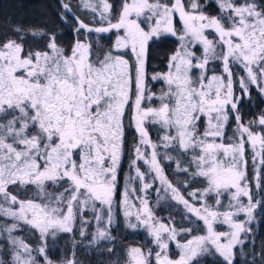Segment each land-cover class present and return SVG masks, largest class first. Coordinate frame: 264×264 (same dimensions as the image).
Returning <instances> with one entry per match:
<instances>
[{
	"label": "snow or ice",
	"instance_id": "1",
	"mask_svg": "<svg viewBox=\"0 0 264 264\" xmlns=\"http://www.w3.org/2000/svg\"><path fill=\"white\" fill-rule=\"evenodd\" d=\"M77 2L94 23L59 0L71 43L46 24L0 34V264H58L48 242L61 234L74 245L114 240L118 206L155 246H130L123 264H236L264 210L252 194L253 181L264 191V114L245 123L240 111L253 86L264 95V0ZM169 37L165 68L151 67L152 44ZM129 129L135 176L121 192ZM149 190L201 222L199 234L158 218Z\"/></svg>",
	"mask_w": 264,
	"mask_h": 264
},
{
	"label": "trees",
	"instance_id": "2",
	"mask_svg": "<svg viewBox=\"0 0 264 264\" xmlns=\"http://www.w3.org/2000/svg\"><path fill=\"white\" fill-rule=\"evenodd\" d=\"M115 6L119 5L117 0L112 1ZM118 7V6H117ZM74 9V8H73ZM61 11L59 0H0V34H4L10 31L12 26L22 24L24 26L46 24L49 27H55L62 35L66 37V43H71V34L67 30L66 26H63L58 19V14ZM75 14L83 19L86 23H92V20L88 16H82L74 9ZM161 46V45H160ZM162 47H167L163 45ZM163 49V48H162ZM161 47L154 49L155 54H151V59H161L163 57L160 51ZM160 53V55H156ZM252 93V100L249 107L248 103H245L243 107V113L247 114L254 110V118L258 116L257 110L261 108V103L256 97V94ZM264 114V112L262 113ZM133 141V131L129 129L127 135V142L125 144V155L121 163V172L119 177V187L122 186L126 177L129 175L130 159L127 150L131 147ZM250 165V161H249ZM169 173V170L166 169ZM202 187V185H198ZM261 195L259 199H264V191H260ZM157 200L150 202L154 212L158 218L168 221L169 217L174 218L175 224L178 227H192L194 234H199V223L193 224L191 220L184 219L186 215L181 207L174 204L170 200L160 199L159 204ZM115 220L112 227V235L115 237L111 241H103L101 245L89 246L85 241L84 244H73L68 234H61L55 241L49 240L48 251L50 258L53 260H64L65 258H73L77 261V264H115L117 260L124 262L126 259V250L130 246L150 247L149 239L143 232L128 228L124 222V219L118 210L115 211ZM254 220L250 227L252 232L250 234V241L246 244L243 250V254L238 250L236 256V264H264L261 259V252L264 251V210L257 208L254 213ZM91 230V226H90ZM28 241L33 248L37 247L39 240L37 236H33L31 233L25 231L18 233ZM76 239L79 241L80 237L78 232ZM254 240V244L251 242ZM108 247H112L113 251L108 252ZM255 253L253 256L252 253ZM205 264H218L217 257H205Z\"/></svg>",
	"mask_w": 264,
	"mask_h": 264
},
{
	"label": "rangeland",
	"instance_id": "3",
	"mask_svg": "<svg viewBox=\"0 0 264 264\" xmlns=\"http://www.w3.org/2000/svg\"><path fill=\"white\" fill-rule=\"evenodd\" d=\"M117 1H118V4H119V0H117ZM72 4H73V8L76 9V11L79 12V14H81L82 16L84 15V16L90 17V19L92 20V23H94V21L92 19L93 14L91 12L86 11L85 9H83L82 7H80L78 5L77 0H72ZM117 6H119V5H117ZM163 45H167V47L166 48L165 47H162ZM158 47H161V50L160 51L162 52L163 57L161 59H159L160 57L159 58H156L154 60L151 59V67H154V68H157V69H164L165 68L164 61L166 60L167 56L170 54L171 50L176 47V41H175L174 38L169 37V38L162 39L160 41L154 42L152 44V46H151V49H150V55L151 54H155L154 53L155 52L154 49H157ZM156 55H160V53H158ZM234 72H235L237 78L240 75H243V71L241 69L235 68L234 69ZM237 88H238V85H237ZM252 90H253V93L256 94V97L258 98V100L260 101L261 108L256 111V113L258 114V116L256 118H254V115H255L254 114L255 113L254 110L251 111V112H248L247 114L243 113V107H244L245 103H248V105H250L251 103H249V102H251V100L253 98L252 93H250V96H245L242 99L241 104H240V111H241V113L243 115V120H244L245 123H247L250 120H258L259 117H260V115L264 112V95H261L260 92L255 88V86L252 87ZM249 107L251 108V105ZM132 131L134 132V130H132ZM257 131H259V126H257ZM150 134L153 137V139H155L156 136H157L156 130L154 128H152L151 126H150ZM246 155H247L248 160L250 161V165L248 166L249 179H252V161H251L252 153H251V150L250 149L248 150V152H247ZM140 164L142 165V170L147 171V165H144L142 161L140 162ZM165 165H167V161H165ZM166 169L169 170V173H167V174L169 175L170 178L175 175L174 172L170 168H166ZM129 170H130L129 175L135 176V172L130 167V165H129ZM129 175L126 177V179L123 182L122 186L121 187L118 186V188H119V190L121 192L123 191V188H124L126 182L128 181ZM139 186L140 185H139V182L138 181H132V183L130 185V187H134V188H137V189L139 188ZM252 194H253L254 199H259L260 198V195H261L260 191H257L256 188H255V181H253V183H252ZM148 199H149L150 202L155 201L156 199H158L157 193L154 192V191L149 190ZM210 202H212V201H210ZM245 202H246V198H245ZM136 203H139V201H136ZM224 203H225V205L228 203L227 198L224 199ZM178 206L182 208V206H180V205H178ZM116 210H118L120 212V214L122 215V217H123L122 209L119 206L117 207ZM182 210H183V208H182ZM133 211H135V209H133ZM123 219H124V217H123ZM192 219L194 220V218H192ZM239 219L243 220L244 217L241 216V217H239ZM124 222H125V220H124ZM196 222L199 223V226L200 227H202L201 222H199V221H196ZM217 229L220 230V231H226L227 230V228H226L225 225H217ZM135 230H138L140 232H143L146 235V237H148L149 240L151 239L148 236L146 230L142 226L141 227H138ZM150 247H153L154 248L155 246L154 245H151ZM175 251H176L175 250V247L173 246V253H175ZM60 261H62V260H57L58 264H59ZM120 264H123V262L121 260H120Z\"/></svg>",
	"mask_w": 264,
	"mask_h": 264
}]
</instances>
